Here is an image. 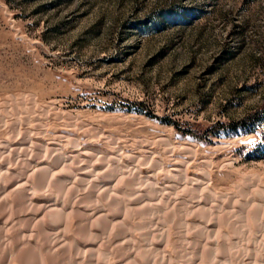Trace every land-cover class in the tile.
I'll return each instance as SVG.
<instances>
[{
  "label": "rangeland",
  "instance_id": "obj_1",
  "mask_svg": "<svg viewBox=\"0 0 264 264\" xmlns=\"http://www.w3.org/2000/svg\"><path fill=\"white\" fill-rule=\"evenodd\" d=\"M262 111L264 0H0V143L17 148L28 132L73 154L78 139L135 154L143 172L189 161L201 185L171 182V199L235 202L217 238L185 242L170 223L152 254L165 264H264V114L242 123Z\"/></svg>",
  "mask_w": 264,
  "mask_h": 264
},
{
  "label": "bare ground",
  "instance_id": "obj_2",
  "mask_svg": "<svg viewBox=\"0 0 264 264\" xmlns=\"http://www.w3.org/2000/svg\"><path fill=\"white\" fill-rule=\"evenodd\" d=\"M21 122L11 125L12 134L22 131ZM93 129L97 136L104 134L100 127ZM28 134L17 148L0 143V264H140L141 241L150 248L146 264H165L152 254L157 235L164 246L168 243L170 223L185 242L189 233L195 234V241L210 240L220 233L225 204L236 207L231 199L217 206L212 199L203 211L210 199L203 194L186 200L174 197V192L171 199V182L177 187L201 185L187 175L189 161H178L170 169L158 167L151 152L143 160L156 166L143 172L142 159L123 150H81L74 139L77 150L68 154L37 145ZM135 215L148 219L130 222ZM260 220L261 235L254 243L259 247L264 246V218Z\"/></svg>",
  "mask_w": 264,
  "mask_h": 264
},
{
  "label": "trees",
  "instance_id": "obj_3",
  "mask_svg": "<svg viewBox=\"0 0 264 264\" xmlns=\"http://www.w3.org/2000/svg\"><path fill=\"white\" fill-rule=\"evenodd\" d=\"M263 114H264L263 111H262V112H258V113H256V114L252 115V116L249 118L250 120H244V122H242V123L246 124V123L252 121L253 119H255V118H257V117H259V116H261V115H263ZM232 126H233V127H236L237 124H232Z\"/></svg>",
  "mask_w": 264,
  "mask_h": 264
}]
</instances>
